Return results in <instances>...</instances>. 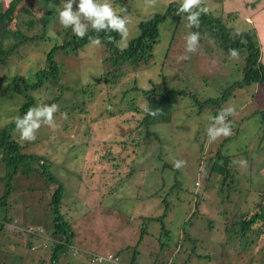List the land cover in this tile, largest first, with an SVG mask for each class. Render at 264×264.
<instances>
[{
    "label": "rangeland",
    "instance_id": "obj_1",
    "mask_svg": "<svg viewBox=\"0 0 264 264\" xmlns=\"http://www.w3.org/2000/svg\"><path fill=\"white\" fill-rule=\"evenodd\" d=\"M247 1L200 0V7L222 16L234 31H258V25L264 30L255 16L247 18ZM9 2L0 0L3 7ZM109 2L128 21L127 37L117 42L125 48L139 34L141 20L167 13L178 0ZM20 6L25 10L12 27L37 38L0 68V130L21 116V106L31 98L35 106L58 105L54 127L41 124L35 140L21 141L16 126L11 136L26 153L47 159L64 187L60 212L77 237L63 241L64 233L56 230L51 200L58 184L44 183L40 175H18L0 204V217L11 221L0 229V264H51V247L61 242L57 264H130L122 253L135 255L132 264H264V83L235 85L220 109L208 102L242 80L244 55L230 56L205 36H199L194 53H185L184 38L193 30L186 15L172 10L160 24L147 62L115 66L108 47L94 40L77 51L58 50L56 76L43 87L17 93L6 88L8 82L17 75L36 81V71L49 66L47 54L65 29L56 14L44 29L38 0H23ZM184 55L188 58L181 59ZM110 70L116 74L108 76ZM155 87L183 93L172 97L169 122L140 126L148 107L140 89ZM133 97L139 110L127 111ZM228 107L234 108L226 118L231 135L210 140L211 117ZM118 110L127 112L110 115ZM178 160L184 162L180 168L173 166ZM225 160L230 171L212 170L214 162ZM166 207L163 233L160 222L140 216H162ZM256 212L263 217L240 230L241 219ZM97 255L119 258L93 261Z\"/></svg>",
    "mask_w": 264,
    "mask_h": 264
},
{
    "label": "trees",
    "instance_id": "obj_2",
    "mask_svg": "<svg viewBox=\"0 0 264 264\" xmlns=\"http://www.w3.org/2000/svg\"><path fill=\"white\" fill-rule=\"evenodd\" d=\"M23 0H10L8 6H4L0 3V68L7 64L11 55L18 52L20 46L24 43L36 39L37 37L28 36L23 30L15 29L12 24L20 15V11L25 10L23 6H20V2ZM38 4L44 6L43 16L39 17V20L44 23V29L48 27V23L55 17V7L59 6V0H38ZM55 9V10H54ZM178 10V2H172L169 5L167 13H157L148 19L141 20L139 22V34L133 38L125 48H119L117 42L122 38L117 32L105 30L99 33L89 28L88 32L83 38H78L72 32L71 27L62 30V41L49 50L47 57L49 66L41 68L36 71V81H30L25 76L17 75L8 82L6 88L13 89L14 92L24 93L27 89H38L45 85V82L56 76L59 69L54 60L55 53L58 50H73L77 51L85 44L99 40L105 44L111 51L110 59L113 65L120 67L124 62H131L135 65H139L141 61L147 62L151 56H153V49L160 37V24L167 17L169 11ZM120 15V14H119ZM180 15H186L181 13ZM200 25L198 28L193 27V31L199 32L200 36H205L212 39L218 46L223 49L226 54H229V50L233 49L237 54L244 55V64L241 68L243 70V78L239 82L232 84L225 88L220 96L211 97L208 102L214 105V108L220 109L223 106L225 100L232 93V89L235 85H247L251 83H264V61L262 58V45L258 36L257 30L249 31H234L223 20L222 16L215 15L212 12H202L200 17ZM109 59V57H108ZM115 70L107 72L108 76L114 75ZM115 80H116V76ZM106 81L109 79L104 78ZM136 89H139L138 87ZM144 95L148 98V109L151 110L154 115L146 114L140 119L139 125L143 127H149L153 124L162 122H169L172 119V97L183 93L182 90L175 88L155 87L152 90L140 89ZM36 101L31 98L26 101L20 108L21 116L30 108L35 106ZM204 105L205 102H203ZM207 103V102H206ZM135 98L129 99L127 111L134 109L138 111ZM203 107V106H202ZM214 109V111H216ZM126 110L111 111V116L123 114ZM135 111V112H136ZM141 112V111H140ZM259 113V112H257ZM261 120L264 123V110L261 111ZM15 126V122L3 127L0 130V181L4 183V193L0 196L2 199L0 204H4L7 201L8 194L13 190V180L18 176H26L31 178L33 176L38 177L40 175L44 183L56 182L57 188L54 189L51 206L55 213V226L56 230L63 232L65 238L63 241L71 242L74 235V231L69 225V221L66 220L64 215L60 212L62 199L64 196V187L58 178L50 171L48 161L44 156L29 154L23 151V145L11 136V129ZM221 153H217V157L221 158ZM37 163L40 167H35ZM213 171L225 174L230 171L228 168V161L225 160L222 163L218 161L214 162ZM227 177L223 186L227 183ZM168 208L164 210V215L159 216L158 219L162 224V229L165 232L164 217L168 214ZM5 217V216H4ZM0 217V229L4 227L2 218ZM263 215L260 212H256L250 218L241 219V229L248 230L256 222L257 219H261ZM6 219H9L8 217ZM240 219V218H239ZM4 222V221H3ZM141 236H143L141 234ZM63 247V243H57L56 247H51L52 261L51 264L58 263V256L60 249Z\"/></svg>",
    "mask_w": 264,
    "mask_h": 264
},
{
    "label": "clouds",
    "instance_id": "obj_3",
    "mask_svg": "<svg viewBox=\"0 0 264 264\" xmlns=\"http://www.w3.org/2000/svg\"><path fill=\"white\" fill-rule=\"evenodd\" d=\"M76 9L73 10V4ZM207 9L200 7V0H178L177 14H186L187 26L189 28H198L200 25L199 17L202 12ZM55 14L59 23L64 28L71 27L72 32L78 38H83L89 28L99 33L101 31L110 30L117 32L122 38L127 37V19L114 10L109 0H62V6L57 7ZM199 32L190 31L185 36V53H194L197 50L199 42ZM99 43V40H95ZM126 46V45H125ZM229 55L235 57L237 52L233 49L229 50ZM187 55L181 59H187ZM58 105L37 104L30 107L23 116L15 118V126L19 132L21 141H32L36 139L37 130L41 124L54 127L53 114L57 111ZM146 114L154 115L147 107L144 108ZM234 108L228 107L211 117V123L206 129L207 136L210 140H216L218 137H228L231 135V127L227 122V117L232 115ZM184 162L176 161L174 167L180 168ZM103 260V257H97Z\"/></svg>",
    "mask_w": 264,
    "mask_h": 264
},
{
    "label": "crops",
    "instance_id": "obj_4",
    "mask_svg": "<svg viewBox=\"0 0 264 264\" xmlns=\"http://www.w3.org/2000/svg\"><path fill=\"white\" fill-rule=\"evenodd\" d=\"M230 1V0H229ZM249 2V5H247L246 4V7H247V9L245 8L244 10H245V12H246V16H247V18L248 19H251V17L253 18L254 16L257 18V21H258V23H260V22H262L263 24H264V22H263V20H262V17H264V0H248L247 1V3ZM258 28H259V34H260V42H261V45H262V58H263V61H264V56H263V54H264V42H263V37L262 36H264V30H261V27H260V25H258ZM151 206H149V208H150ZM144 209H146V208H144ZM147 210V209H146ZM140 216H142V217H144L148 222H160L158 219H156V218H158L159 216H154V217H151V216H145L144 214H141ZM7 217H4V218H2V223H4L5 221H7L8 223H11V221L9 220V219H6ZM4 221V222H3ZM161 223V222H160ZM71 228V227H70ZM160 233H163L164 231H163V229H162V224H161V226H160ZM141 236V235H140ZM75 237H77V233L75 234L74 233V235H73V237H72V239L71 240H73V239H75ZM142 238H143V236H141ZM143 240V239H142ZM117 242H119L118 240L116 241V243ZM115 244V243H114ZM121 246V244L119 245V246H117L118 248H121L120 247ZM131 246V245H130ZM116 247V248H117ZM87 254H88V252H86ZM120 254L121 253H119V257H120ZM115 255V254H114ZM118 256H113L112 255V258L114 259V260H112V262H115V261H117L118 260ZM121 256H125V260H129V261H131L130 262V264H132V262H135L136 260L134 259V256L135 255H132V256H126L124 253H122L121 254ZM104 257H106V256H104ZM108 258V257H107ZM108 260V259H107ZM148 261L150 260V259H147ZM137 264H143L142 262H137ZM156 264V263H155ZM185 264H188V263H185Z\"/></svg>",
    "mask_w": 264,
    "mask_h": 264
},
{
    "label": "built area",
    "instance_id": "obj_5",
    "mask_svg": "<svg viewBox=\"0 0 264 264\" xmlns=\"http://www.w3.org/2000/svg\"><path fill=\"white\" fill-rule=\"evenodd\" d=\"M98 257H103V260L104 259L110 260L112 258L111 256H109L108 258L107 257H104V256H98ZM92 260L95 261V260H99V259L95 258V259H92ZM99 261H101V260H99Z\"/></svg>",
    "mask_w": 264,
    "mask_h": 264
},
{
    "label": "bare ground",
    "instance_id": "obj_6",
    "mask_svg": "<svg viewBox=\"0 0 264 264\" xmlns=\"http://www.w3.org/2000/svg\"><path fill=\"white\" fill-rule=\"evenodd\" d=\"M98 256V255H97ZM95 257V256H94ZM95 259V258H94Z\"/></svg>",
    "mask_w": 264,
    "mask_h": 264
}]
</instances>
